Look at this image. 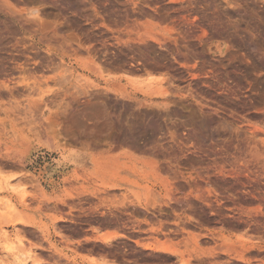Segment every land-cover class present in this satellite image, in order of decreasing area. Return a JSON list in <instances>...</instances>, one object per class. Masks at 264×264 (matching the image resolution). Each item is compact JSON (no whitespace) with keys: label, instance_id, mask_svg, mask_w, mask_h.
Returning a JSON list of instances; mask_svg holds the SVG:
<instances>
[{"label":"rangeland","instance_id":"rangeland-1","mask_svg":"<svg viewBox=\"0 0 264 264\" xmlns=\"http://www.w3.org/2000/svg\"><path fill=\"white\" fill-rule=\"evenodd\" d=\"M0 43V264H264V0H0Z\"/></svg>","mask_w":264,"mask_h":264},{"label":"bare ground","instance_id":"bare-ground-1","mask_svg":"<svg viewBox=\"0 0 264 264\" xmlns=\"http://www.w3.org/2000/svg\"><path fill=\"white\" fill-rule=\"evenodd\" d=\"M184 5V4H183ZM111 10V9H110ZM113 12V11H112ZM136 28V27H135ZM142 28V27H141ZM5 29V28H4ZM116 30V29H115ZM55 31H57V30H55ZM106 31H108L107 30V28H106ZM58 32V31H57ZM88 32H90V31H88ZM98 32V31H97ZM115 32V31H114ZM118 32V31H117ZM122 32V31H121ZM132 32V31H131ZM54 33V32H53ZM102 33V32H101ZM100 33V34H101ZM120 33V32H119ZM55 34V33H54ZM70 34H72V33H70ZM79 34H80V32H79ZM112 34V33H111ZM117 34V33H116ZM121 34V33H120ZM2 35V34H1ZM68 36V35H67ZM109 36V35H108ZM131 37H132V35H130ZM135 38H133L134 37V35H133V37L132 38H128V39H126V40H124V44L126 45V47L127 46H129V45H131V42L132 41H134V40H138V41H141V40H143L144 38H151V39H153V40H155V41H157V43L159 44V32L157 31V30H155V29H143V31H136L135 32ZM115 37V36H114ZM72 38H75V37H73L72 36ZM91 38V37H90ZM163 39V38H162ZM3 40V39H2ZM42 40V39H41ZM71 40H73V39H71ZM23 41V40H22ZM81 41V40H80ZM166 41V40H165ZM164 41V42H165ZM85 42V41H84ZM135 42V41H134ZM20 43V42H19ZM83 43V42H82ZM0 44H2V43H0ZM116 44V43H115ZM123 44V45H124ZM161 44V43H160ZM79 45V44H78ZM82 45V44H81ZM113 45V44H112ZM167 45V44H166ZM16 46V45H15ZM19 46V45H18ZM116 46V45H115ZM134 46V45H133ZM162 46V45H161ZM164 46V45H163ZM28 47V46H27ZM31 47V46H30ZM96 47V46H95ZM94 47V48H95ZM125 47V48H126ZM146 47H147V45H146ZM98 48V47H97ZM96 48V49H97ZM150 48H151V46H150ZM150 48H148V49H150ZM24 49H26V48H24ZM28 49V48H27ZM137 49V48H136ZM98 50V49H97ZM99 50H101V51H103L102 49H99ZM122 50V49H121ZM21 51V50H20ZM77 51V50H76ZM84 50H82L81 52L82 53H84L83 52ZM87 51H89V49H87ZM95 51V50H94ZM24 52H26L27 53V51H24L23 50V52L22 53H24ZM35 52V51H34ZM39 52V51H38ZM86 52V51H85ZM99 52V51H98ZM121 52V51H120ZM132 52V51H131ZM142 53H144L143 52V50H142ZM37 54V53H36ZM118 54V53H117ZM126 54V53H125ZM128 54V53H127ZM106 55V54H105ZM144 55H145V53H144ZM151 55V54H150ZM108 56V55H107ZM127 56V55H126ZM137 56V55H136ZM155 56V55H154ZM45 57V56H44ZM106 57V56H105ZM115 57V56H114ZM130 57V56H129ZM128 57V58H129ZM134 57V56H133ZM139 57V56H138ZM151 57V56H150ZM156 57V56H155ZM37 58V57H36ZM69 58V57H68ZM91 58V57H90ZM127 58V57H126ZM135 58V57H134ZM152 58V57H151ZM34 59V58H33ZM92 59V58H91ZM111 59V58H110ZM140 59H142V58H140ZM2 60V59H1ZM112 60V59H111ZM148 60H151V59H148ZM34 61H35V59H34ZM36 61H39V60H36ZM100 61V60H99ZM137 61V60H136ZM143 61V60H142ZM1 62V61H0ZM120 62V61H119ZM126 62V61H125ZM124 62V63H125ZM6 63V62H5ZM35 63V62H34ZM50 63H52V62H50ZM129 63H130V61H129ZM128 63V64H129ZM148 63V62H147ZM23 64V63H22ZM25 64V63H24ZM37 64H38V62H37ZM98 64V63H97ZM99 64H101V62L99 63ZM99 64H98V66H99ZM104 64V63H103ZM120 64H121V62H120ZM119 64V65H120ZM123 64V63H122ZM2 65V64H1ZM4 65V64H3ZM2 65V66H3ZM26 65V64H25ZM36 65V64H35ZM45 65V64H44ZM105 65H106V63H105ZM132 65H135V67H137L136 66V64L133 62L132 63ZM139 65V64H138ZM145 65V64H144ZM20 66V65H19ZM18 66V67H19ZM23 66V65H22ZM95 66V65H94ZM94 66H92V68L94 67ZM140 67H138V68H136V69H139V68H141V65H139ZM25 67V66H24ZM129 67V66H128ZM147 67H149V66H147ZM1 68V67H0ZM33 68V67H32ZM32 68H29L30 70L32 69ZM98 70H99V68H101V66L98 68V67H96ZM95 68V69H96ZM132 68V67H131ZM131 68H128V70L129 69H131ZM15 69H17V68H15ZM26 69V68H25ZM24 69V70H25ZM29 69H28V71H29ZM34 69V68H33ZM32 69V70H33ZM36 69V68H35ZM101 69H103V68H101ZM120 69V68H119ZM121 69H122V67H121ZM120 69V70H121ZM144 69H145V67H144ZM157 69V68H156ZM6 70V69H5ZM5 70H3L2 72L4 73V71ZM21 70V69H20ZM39 70V69H38ZM104 70V69H103ZM124 70V69H123ZM135 70V69H134ZM134 70L132 69V71L134 72ZM148 69H145V71H146V73L150 70H148ZM1 71V70H0ZM22 71V70H21ZM100 71V70H99ZM117 71V70H116ZM142 71H143V69H142ZM150 71H152V70H150ZM149 71V72H150ZM159 71V70H158ZM24 72H26V70L24 71ZM34 72H36L35 70H34ZM40 72H42V71H40ZM105 72V71H104ZM140 72V71H139ZM144 72V71H143ZM142 72V73H143ZM148 72V73H149ZM6 73V72H5ZM8 73V72H7ZM31 73V72H30ZM29 73V74H30ZM107 73V72H106ZM112 73V72H111ZM110 72L108 73V74H110L111 76L113 75V74H111ZM127 73L130 75V72H128L127 71ZM126 73V74H127ZM135 73V72H134ZM138 73V71H136V74ZM150 73H152V72H150ZM154 73V72H153ZM153 73H152V75H153ZM13 74V73H12ZM27 74V73H26ZM107 74V75H108ZM131 74H133V73H131ZM141 74V73H140ZM140 74L138 75V76H140ZM156 74H158V73H156ZM5 75V74H4ZM7 75V74H6ZM8 75H9V73H8ZM16 75V74H15ZM143 75V74H142ZM142 75H141V77H142ZM150 75V74H149ZM155 75V74H154ZM153 75V76H154ZM29 77H31L30 75H28ZM27 76V77H28ZM1 77V76H0ZM6 77V76H5ZM147 77H148V75H147ZM146 77V78H147ZM156 77H158V76H156ZM4 78V77H3ZM25 79H26V76L24 77ZM115 78V77H114ZM145 78V79H146ZM159 78V77H158ZM19 79H21V78H19ZM31 79H33L32 77H31ZM7 80V79H6ZM35 80V79H34ZM33 80V81H34ZM109 80V79H108ZM107 80V81H108ZM8 81V80H7ZM12 81H13V79H12ZM27 81H28V79H27ZM106 81V80H105ZM116 80H114V79H112L111 81H110V83L112 84L113 82H115ZM36 82V81H35ZM118 82V81H117ZM30 84V83H29ZM28 84V85H29ZM117 84V83H116ZM115 85V84H114ZM2 86L3 87H5V88H7L8 89V84L6 83V82H4L3 84H2ZM23 86V85H22ZM21 86V87H22ZM31 86V85H30ZM111 86V85H110ZM118 86V85H117ZM14 87V86H13ZM18 87V86H17ZM20 87V86H19ZM25 87V86H24ZM136 87V86H135ZM145 87V86H144ZM149 87V91L147 90V93L146 94H144V97L145 98H149L150 100H155V99H158L159 98V79H155V80H153L152 82H151V84L148 86ZM30 88H33V87H30ZM23 89V88H22ZM133 89V88H132ZM15 90H17V89H15ZM20 90V89H19ZM31 90V89H30ZM2 91V90H1ZM134 91V90H133ZM138 91V90H137ZM21 92V91H20ZM27 92V91H26ZM2 93V92H1ZM17 93V92H16ZM136 93V92H135ZM5 94V93H4ZM99 94V93H98ZM105 94H107V93H105ZM11 95V94H10ZM136 95H138V94H136ZM142 95V94H141ZM11 98V97H10ZM130 98H132V97H130ZM129 98V99H130ZM136 99V98H135ZM138 101V100H137ZM143 101V100H142ZM139 103H141V101L139 100L138 101ZM144 102V101H143ZM142 102V103H143ZM147 103H148V101H147ZM146 103V104H147ZM89 105L88 106H86V107H84V110L83 111H80V112H78V113H74V114H72V116H71V120L74 122V123H76V124H78L80 127H82V129L84 130V131H86V132H97L98 134H103V132L105 131V130H109V126H110V122L108 121V119H107V117H106V110H105V107L103 106V105H101V103L99 104V103H97V102H92V103H88ZM145 104V103H144ZM145 104V105H146ZM69 105H71V104H69ZM87 105V104H86ZM143 105V104H142ZM153 105V104H152ZM85 106V105H84ZM146 106H148V104L146 105ZM153 107L155 108V106L153 105ZM152 107V108H153ZM159 107V106H158ZM153 108V109H154ZM159 109V108H158ZM85 117H86V119L87 120H84L85 119ZM70 119V118H69ZM88 119H91L93 122H92V125H89L88 123L87 124H85L87 121H88ZM91 124V123H90ZM157 126V125H156ZM158 128V127H157ZM259 128V127H258ZM257 129V128H256ZM260 130H263V128H259ZM114 131H116V130H114ZM111 132V131H110ZM109 132V133H110ZM117 135V138L116 139H118V137H120V136H118V134H116ZM106 136V135H105ZM102 137H104V136H102ZM107 137V136H106ZM108 137H109V135H108ZM112 137V136H111ZM110 138V137H109ZM113 138V137H112ZM114 139V141L116 140L115 138H113ZM113 141V142H114ZM117 141V140H116ZM93 142V141H92ZM98 142H101V141H98ZM154 142V141H153ZM158 142V141H157ZM124 143V142H123ZM101 144V143H100ZM153 144V143H152ZM94 145H95V143H94ZM98 146V145H97ZM115 146H117V145H115ZM115 146H114V148H115ZM150 147V146H149ZM159 166V165H158ZM159 169V168H158ZM247 201V200H246ZM112 218V217H111ZM109 222V221H108ZM115 222V221H114ZM113 234V233H112ZM100 237V236H99ZM116 237V236H115ZM111 238H113V237H111V236H102L101 237V239L102 240H106V241H108V240H110L111 241ZM113 240V239H112ZM85 242V241H84ZM109 242V241H108ZM9 247H7V249H12V246L11 245H8ZM173 248V247H172ZM163 249H165L166 251H170V252H174V250H172V249H170V248H167V247H163ZM175 249V248H174ZM177 250V249H176Z\"/></svg>","mask_w":264,"mask_h":264},{"label":"crops","instance_id":"crops-1","mask_svg":"<svg viewBox=\"0 0 264 264\" xmlns=\"http://www.w3.org/2000/svg\"><path fill=\"white\" fill-rule=\"evenodd\" d=\"M106 232L105 231H102L101 234L104 235ZM102 235H99L97 233H95V238H98L99 236L101 237Z\"/></svg>","mask_w":264,"mask_h":264}]
</instances>
